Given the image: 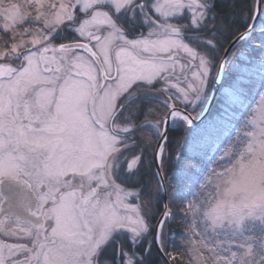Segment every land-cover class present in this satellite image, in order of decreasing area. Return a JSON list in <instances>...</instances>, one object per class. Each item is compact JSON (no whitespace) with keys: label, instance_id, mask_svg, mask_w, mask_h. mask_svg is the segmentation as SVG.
<instances>
[{"label":"snow or ice","instance_id":"snow-or-ice-1","mask_svg":"<svg viewBox=\"0 0 264 264\" xmlns=\"http://www.w3.org/2000/svg\"><path fill=\"white\" fill-rule=\"evenodd\" d=\"M261 17L264 0H0V264H264ZM241 43L260 55L201 178L169 132Z\"/></svg>","mask_w":264,"mask_h":264},{"label":"trees","instance_id":"trees-1","mask_svg":"<svg viewBox=\"0 0 264 264\" xmlns=\"http://www.w3.org/2000/svg\"><path fill=\"white\" fill-rule=\"evenodd\" d=\"M218 2L223 6V3L225 0H218ZM229 2H232V0H229ZM236 6L238 9H244L247 7L248 0H234ZM247 22V21H245ZM262 23H264V17H261L258 19L256 25L259 27ZM237 49L239 50L238 54L236 56L229 57L230 61H233L232 65L230 68L226 65L225 71H223V81H222V87L225 85L232 86L233 81L234 83H244L246 84L248 81L246 79L248 73H249V68L250 66L255 62V60L259 57L260 53L258 50H253V48L250 45H245L243 43L237 45ZM224 53H221V56H223ZM239 65H242L245 69L242 71L238 70ZM235 67V68H234ZM234 68V73L230 74L231 77H229V70H233ZM218 73H213V76L217 77ZM234 79L230 82L231 78ZM215 79L212 80V82L209 85V89L212 91L214 84H215ZM228 85V86H229ZM210 94L207 95L209 97ZM258 99V97H257ZM206 105V103H203V106L199 107L195 111L192 110V116L195 118L199 116L200 112L202 111L201 109ZM212 111V110H211ZM209 116V115H208ZM208 118V117H207ZM206 118V119H207ZM205 119V120H206ZM204 120V121H205ZM202 125V124H201ZM197 129L194 128H180V127H173L171 128L169 132V139H170V149H175L179 145L184 144L185 139H187V145H186V154L188 157V160L191 162L192 165H194V171L199 173L201 175V178L203 177V171H206L208 169L209 163L207 156L209 153H199V154H193L188 152V148L190 147L191 140L194 138L195 132ZM177 162L175 161V158L173 156L172 162L170 166L167 168L166 175L168 178L171 179V182L175 185L176 184V172H177V167H176ZM160 205H157V208L160 209ZM158 218V216H157ZM182 214L177 215V219L175 222L171 223V228H172V233L174 234V239L171 240V243L173 245V248L171 249L174 252H180L183 251V244L185 240L187 239V234L184 232V230L178 226L180 222H182ZM154 259L156 260V264H163V260L159 254H154ZM172 263V262H171ZM179 264V261H178Z\"/></svg>","mask_w":264,"mask_h":264},{"label":"rangeland","instance_id":"rangeland-1","mask_svg":"<svg viewBox=\"0 0 264 264\" xmlns=\"http://www.w3.org/2000/svg\"><path fill=\"white\" fill-rule=\"evenodd\" d=\"M235 68V67H234ZM233 70H229L230 74L234 73ZM245 69L242 65H239L238 70L242 71ZM223 72V71H222ZM218 75V74H217ZM234 79L231 78L230 82ZM223 73L221 86L217 93L214 105L212 106L209 116H207L206 120L200 125L193 126L192 128L197 129L194 135V138L191 140L190 147L188 148V152L190 151L193 154L199 153H209L207 156L208 159V169L215 167L212 163L213 159H218L219 155L223 151L225 147H227L230 139H233L236 135V128L238 125V117L239 112L236 111V105L234 104V96L232 92V88L237 84L233 81L231 85H225L222 87L223 81ZM213 91V89H212ZM212 91L207 89V97L206 101L202 102L198 107H196L193 111L203 106V103L206 105L201 109L199 116L193 117L194 119H199L203 113L205 112L209 100L211 98ZM189 152V153H190Z\"/></svg>","mask_w":264,"mask_h":264},{"label":"water","instance_id":"water-1","mask_svg":"<svg viewBox=\"0 0 264 264\" xmlns=\"http://www.w3.org/2000/svg\"><path fill=\"white\" fill-rule=\"evenodd\" d=\"M257 21H258V19L255 21V24L257 23ZM221 80H222V71L218 72V75H217V77L215 79V84H214V87H213L211 98L209 100V103L207 105V108H206L205 112L203 113V115L199 119H194L193 118V126H197V125H200L201 123H203L204 120L206 119V117L209 115V113L211 111V108L214 105L217 93H218V91L220 89ZM163 259H166V258H162V260ZM168 264H172L171 261H169Z\"/></svg>","mask_w":264,"mask_h":264}]
</instances>
